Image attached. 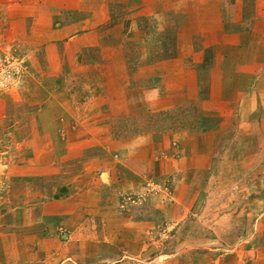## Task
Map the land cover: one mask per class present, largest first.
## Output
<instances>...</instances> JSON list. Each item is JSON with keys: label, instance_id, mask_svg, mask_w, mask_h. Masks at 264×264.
<instances>
[{"label": "rangeland", "instance_id": "1", "mask_svg": "<svg viewBox=\"0 0 264 264\" xmlns=\"http://www.w3.org/2000/svg\"><path fill=\"white\" fill-rule=\"evenodd\" d=\"M121 1L109 32L122 48L115 62L102 58L131 74L101 83L92 122L67 61L44 81L54 93L16 85L32 83L29 72L49 56L100 58L80 45L91 37L80 28L95 27L76 23L72 0H0V264H61L65 254L74 264H256L258 255L264 264V17L246 11L232 24L235 0H217L230 37L216 44L210 22L182 16L183 0ZM73 130L92 135L68 141ZM54 147L61 154H39ZM48 161L55 173L27 167ZM100 209L125 220L116 249L102 250L97 235L69 249L52 243ZM130 224L134 235L125 234Z\"/></svg>", "mask_w": 264, "mask_h": 264}, {"label": "crops", "instance_id": "2", "mask_svg": "<svg viewBox=\"0 0 264 264\" xmlns=\"http://www.w3.org/2000/svg\"><path fill=\"white\" fill-rule=\"evenodd\" d=\"M72 1L73 3L70 4L71 6L70 7L68 6L69 8L68 7L67 8L70 9V11L77 10V9L80 10V13L78 14L80 15V17L75 20L76 23H78V25L80 26L88 27L87 30H89L92 26L95 27V32L86 31L80 28V32H79L80 37L84 34H85V37L91 35L90 39L87 40L88 42H83L82 40L80 42V45L84 47V50H85L84 52H86L87 54L90 55V53H93L94 55H99L100 58H97L95 60H88V58L82 55V57L79 60L76 58L75 62L71 61V64H72L71 65L68 59L61 60L59 59L60 57L58 55L56 57L49 56L50 60H44L43 62H41L42 64L46 66H42L41 68L33 67V69L29 72L30 76L28 75V77L33 78V82L32 83H28L26 81H24L23 83L18 82L16 85V89H18L20 92L30 90L34 96L35 94L38 95V91H40L41 89L43 90L49 89L47 85L44 83V81H47L46 83L51 85L50 82L52 81V79L55 80V78H57L58 76L57 73L63 70V68H59V67H63V66L66 67L65 62L67 61L68 63L67 69L69 71H66L65 73L66 76L70 78L71 80H76V82H82V85H83L82 89L84 92H86V95L84 96V100H83L84 103L80 104L78 106V109L81 106V108L83 109L82 111L83 113H87L88 111L87 117L91 118L92 122H95L96 117L99 116V113L95 114V112L100 110V87L101 86L103 87L101 83L108 82V81L113 82V80L116 79L115 74H118V73L121 75L131 74V71L126 72V71H121L119 68L111 67L112 65L111 63L115 62L112 60V58L113 59L116 58L117 54L119 53L122 47L120 45H116L115 43L111 44L112 42H110V39L112 38L115 40V36L113 37L112 34L109 32V30H111V27H112L111 25H114L116 22H120L121 20L120 16L116 15L115 11L118 10V7L116 6V4L122 3V1L121 0H76V4L74 3V0ZM132 1L133 0H129L127 3H130V5L134 6ZM231 1L233 0H225L224 5L230 4ZM233 2H234L233 6L237 10V15L236 17H233L231 21H229L232 24H241L242 23L241 20L243 19L242 17L244 15V12L246 11L247 13L249 12L250 15H252L255 19H258V21L259 20L261 21V19H259V18H262L261 16L264 17V0H255L254 2L251 3V6L248 3H245L243 0H235ZM179 3L185 5V7H183V10H182L183 13L185 11H188L187 15H184L182 13L183 14L182 16L185 19H187L188 16L191 15L193 19L199 18L207 22H210V25H212V32L209 35L210 41H213L214 43L217 44L218 42L221 41L220 40L221 34L223 35L222 36L223 39L225 37H230L229 35L225 36L223 33H221V27L223 26V24H219V23L221 19H223V12H222V8H220L221 6L220 3L218 4L217 0H208V2L204 0H183ZM124 18L130 21V24H129L130 26L134 25L135 23L134 19H136V16L129 14L128 16H124ZM70 22H72V20ZM73 27L66 28L61 33L63 34L66 30L72 29ZM53 32L55 35L54 36L55 39L58 38V33H59L58 28H56L55 31ZM261 36L262 38L258 40V42L264 44V34ZM92 38L95 39V42L91 41ZM241 38L243 39V37ZM60 39L62 40L63 38L60 37L59 40ZM73 39L74 37L70 40L72 41ZM183 39L184 37L182 36V40ZM52 41L54 43V40ZM85 44H88L89 46L88 47L83 46ZM260 51L264 52L263 46L260 48ZM102 56H110L112 62L110 60L104 61ZM95 88L97 89L96 93H94ZM108 90L112 91V88L109 87ZM52 91L53 93L55 92L54 87L53 89H49L48 94H51ZM33 99H35V97H33ZM60 106L63 107L64 109L68 108L67 107L69 106L68 100H66V102H64V100L60 102ZM85 121L91 122L90 119H87ZM71 132L72 133H67L68 141H76L80 139V137L83 138L82 137L83 135H86V137H90L92 135L91 133L82 134L81 132L80 133L74 132V130ZM72 147H73V144L71 143L67 147V148H70V150H68L67 152L73 150ZM48 152L44 148V153L39 152V154L41 155L42 154H48V155L61 154V152L56 147H54ZM32 153L38 154V150H32ZM49 158L51 157L49 156ZM31 163L29 164V166L27 165V167H34V168H31L32 172H34V169H36L38 171L43 172L41 174L49 175L51 173H55L56 171L55 169L56 162L54 161H48L46 163H38V162H31ZM60 163H61L60 161H57V167ZM241 168L246 169L244 164L241 165ZM66 184L70 188H76L75 191H78L79 188H82L81 186H79V185H82L81 181L71 180V181L66 182ZM27 195L35 197L34 192H28ZM258 198L259 197H256V199ZM28 201H29V198L26 197L25 203H27ZM44 212L46 211L44 210ZM235 212L237 213V210L234 211L233 213ZM231 215L233 217V214ZM118 217L115 213H113L112 216H110V214H106L104 211H101V209H100V214L96 213L95 215H92V216H90V214H87L86 216L81 217L80 223L78 224L76 229L69 234V237L66 238V241L63 244L57 241L52 242V243H56V248L62 246V247H66V249H69L70 246L74 247V245L78 243V241L80 240V237L82 238V240L86 237V239L90 241L89 236L97 235L98 236L97 241L98 243H100V247L102 248V250L103 249L104 250L105 249H112V250L116 249V247H118V245L121 243L119 236L121 235V233H123L121 232L120 227L118 226L122 222H125V220H122ZM95 218H97L98 220L96 226L94 225ZM258 219H260V217H258ZM33 224L38 225L39 223H33ZM260 224H261L260 226L263 229L264 224L262 223ZM37 231L39 233V229H37ZM126 232H128L127 233L128 235L136 234L135 225L130 224L129 229L125 231V234ZM80 235H83V236H80ZM41 242L44 243V245H48L49 240H44ZM246 247H250V245ZM239 257H242V256L239 255ZM60 263L61 264H74L75 263L74 255L65 254ZM259 263L262 264L263 261L258 255L256 264H259Z\"/></svg>", "mask_w": 264, "mask_h": 264}]
</instances>
